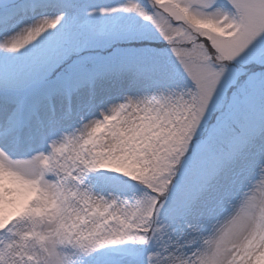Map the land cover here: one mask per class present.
I'll use <instances>...</instances> for the list:
<instances>
[{
    "label": "snow or ice",
    "instance_id": "obj_1",
    "mask_svg": "<svg viewBox=\"0 0 264 264\" xmlns=\"http://www.w3.org/2000/svg\"><path fill=\"white\" fill-rule=\"evenodd\" d=\"M0 264H264V0H0Z\"/></svg>",
    "mask_w": 264,
    "mask_h": 264
}]
</instances>
